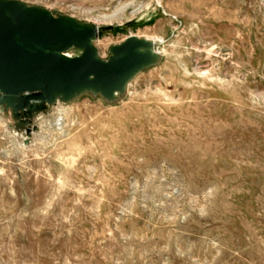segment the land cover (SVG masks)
Listing matches in <instances>:
<instances>
[{"label":"rangeland","instance_id":"rangeland-1","mask_svg":"<svg viewBox=\"0 0 264 264\" xmlns=\"http://www.w3.org/2000/svg\"><path fill=\"white\" fill-rule=\"evenodd\" d=\"M0 8L84 34L44 49L110 68L0 82V264H264V0Z\"/></svg>","mask_w":264,"mask_h":264},{"label":"water","instance_id":"water-1","mask_svg":"<svg viewBox=\"0 0 264 264\" xmlns=\"http://www.w3.org/2000/svg\"><path fill=\"white\" fill-rule=\"evenodd\" d=\"M75 33L80 32L46 17L26 15L14 21L0 8L1 84L16 91L48 79L79 86L90 82L91 75L109 72V66L98 60H65L56 52L44 49L61 42L75 44ZM83 36L85 37L84 34ZM126 65L132 67L130 61ZM33 99H43V96H21L18 99V109Z\"/></svg>","mask_w":264,"mask_h":264},{"label":"bare ground","instance_id":"bare-ground-1","mask_svg":"<svg viewBox=\"0 0 264 264\" xmlns=\"http://www.w3.org/2000/svg\"><path fill=\"white\" fill-rule=\"evenodd\" d=\"M84 36H83V34H80V33H75V35H74V43H76V42H78V41H80L82 38H83ZM60 56V55H59ZM153 56H158V54L156 55V54H154ZM60 57H62V56H60ZM62 58H64V57H62ZM65 60H69V59H67V58H64ZM145 59V58H144ZM102 64H104V63H102Z\"/></svg>","mask_w":264,"mask_h":264}]
</instances>
